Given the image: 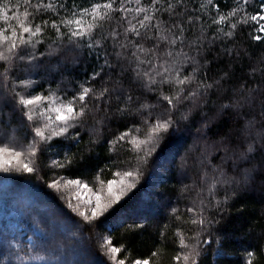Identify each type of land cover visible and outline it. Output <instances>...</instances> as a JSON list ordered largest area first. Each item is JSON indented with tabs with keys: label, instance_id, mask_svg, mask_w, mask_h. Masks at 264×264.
I'll return each mask as SVG.
<instances>
[{
	"label": "snow or ice",
	"instance_id": "obj_1",
	"mask_svg": "<svg viewBox=\"0 0 264 264\" xmlns=\"http://www.w3.org/2000/svg\"><path fill=\"white\" fill-rule=\"evenodd\" d=\"M243 32L264 43V0H226L225 7L220 0H0V173L40 179L51 173L44 183L89 232L82 237L80 223L69 213L43 218L16 201L14 207L35 228L26 240L20 233L0 239V264H162L169 227L178 241L172 264H200L213 243L216 254H223V238L214 229L230 202L264 169V57L247 77L235 78L230 64L209 78L210 65L221 54L239 59L244 51L250 58L243 45L236 47ZM68 53L72 66L88 57L102 64L83 80L70 78ZM213 92L219 94V111L211 117L203 112L207 119L197 128L196 142H203L194 157L199 183L193 178L182 184L188 200L183 210L165 205L171 221L161 232V246L146 258H133L127 244L99 235L101 259L85 240L93 239L100 218L145 172L156 177L161 170L189 167L195 142L181 146V154L179 148L168 150L170 137L191 131L194 112L207 107ZM226 114L243 125L213 143L223 153L214 164L206 130ZM113 122L119 125L114 131ZM82 133L89 136L87 145ZM64 142L76 150L61 152L57 145ZM101 145L108 150L104 167L91 163L90 154ZM42 160L48 161L43 167ZM105 173L111 178H101ZM258 260L256 251L245 252L244 264Z\"/></svg>",
	"mask_w": 264,
	"mask_h": 264
},
{
	"label": "trees",
	"instance_id": "obj_2",
	"mask_svg": "<svg viewBox=\"0 0 264 264\" xmlns=\"http://www.w3.org/2000/svg\"><path fill=\"white\" fill-rule=\"evenodd\" d=\"M221 6L225 7L226 0H220ZM230 4V0H227ZM237 48L243 45V48L250 54V58L241 51L240 58L235 56L229 57L221 54L219 59L213 61L210 65L209 78H216L222 74V71L227 70L232 64V70L235 78L242 76L247 77L250 67L257 66V62L261 57H264V43L251 41L246 32L240 33L237 37ZM219 46L213 50V55L219 52ZM72 54H66V59L69 61L70 71L66 73L70 78L74 77L77 80H83L89 75L93 68L102 64L101 60H94L91 57L82 59L81 63L76 66L71 65ZM212 56H209L211 59ZM55 63V61H53ZM38 78V77H37ZM259 80V76L256 77ZM235 82V81H233ZM251 82V81H249ZM217 93L213 92L210 95L209 103L206 108L197 109L194 112V118L197 123L191 126V131L182 130L178 135L170 137L171 143L168 150L179 148L183 154L184 148L181 146L195 147L190 154L189 167L185 170H180L172 167L169 171L161 170V175L153 178L151 172H145L144 178L137 184L136 188L132 189L119 204L101 217V223L92 230V240H85V243L96 254L104 259L102 252L98 251L96 237L99 235H110L113 238L114 244H127L132 251L133 258H146L157 247L161 246V232L164 231V225L170 224V206H178L182 210L188 203L185 195L181 193L182 184H190L193 178L199 183L200 173L196 166L194 157L199 153L203 142H196L197 128H200V121L207 119L203 116V112L208 115L215 116L219 111V99ZM212 101H215V106ZM243 121L229 114L223 115L212 120L206 130L207 143L209 145L208 152L211 155L212 163L219 164V157L223 155L220 151V145L216 143V147H212L214 142H219L222 137L235 135L242 127ZM114 131L119 127L113 122L110 125ZM108 129H105V137L108 136ZM83 144L87 145L89 136L87 133H82ZM167 143V142H166ZM61 152L71 147L75 151V146L68 142L57 145ZM163 148V145H162ZM91 155L92 165L104 167L108 161V150L106 145L95 147ZM159 155V153H158ZM180 157L176 160L179 162ZM48 161L42 160L41 167ZM255 163L261 164V156L258 154ZM251 164H245L242 167H251ZM231 173V168L229 167ZM84 171V169H81ZM88 171H92L89 167ZM67 175V173H65ZM52 174L44 176L40 179L37 176L25 175H8L0 173V194L5 198L11 197L21 204L27 203L31 206L33 214H41L47 218L49 215H60L61 211L69 213L75 217L80 223L82 237H87L89 232L87 226L84 225L82 218L77 217L75 213H71L67 208L61 195L55 190L49 188L44 181L50 182ZM101 178L110 179L111 174L105 173ZM161 179L163 182H161ZM7 184V190L6 186ZM195 193H191L194 195ZM239 209V211H238ZM31 218L27 216V221ZM137 225H143V228H136ZM223 238V254H216V245L213 243L208 246L205 253L200 258V264H244L245 252L256 251L259 256L257 264H264V256L260 255L261 246L264 245V169H260L255 180L245 189H242L237 198L230 202V210L225 213L220 225L215 229ZM164 245L167 254L162 257V264H172L171 257L178 249V241L174 243L172 227L165 232ZM123 256V253L120 254ZM3 258L1 257L0 261Z\"/></svg>",
	"mask_w": 264,
	"mask_h": 264
},
{
	"label": "rangeland",
	"instance_id": "obj_3",
	"mask_svg": "<svg viewBox=\"0 0 264 264\" xmlns=\"http://www.w3.org/2000/svg\"><path fill=\"white\" fill-rule=\"evenodd\" d=\"M153 178L155 179V177ZM15 202L16 200L11 199V197L5 198L0 194V239L6 233H20L23 234V238L26 240L27 235H31L32 230L35 228L32 220L27 221V216L21 215L14 207ZM36 214L43 217L39 213ZM1 257L3 258L2 255H0V259Z\"/></svg>",
	"mask_w": 264,
	"mask_h": 264
}]
</instances>
